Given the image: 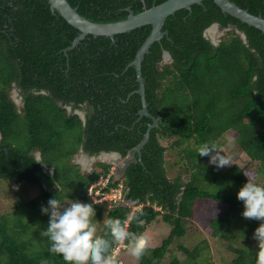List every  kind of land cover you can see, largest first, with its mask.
Returning a JSON list of instances; mask_svg holds the SVG:
<instances>
[{
    "label": "trees",
    "instance_id": "16d2710c",
    "mask_svg": "<svg viewBox=\"0 0 264 264\" xmlns=\"http://www.w3.org/2000/svg\"><path fill=\"white\" fill-rule=\"evenodd\" d=\"M165 1L67 0L94 23L119 22L128 8L139 14ZM230 1L264 18V0ZM213 24L233 28L217 45L204 36ZM162 31L166 35L150 46L141 63L147 110L158 124L137 152L152 119L139 116L138 83L129 64L151 26L113 39L87 35L69 49L80 32L53 12L48 0H0V182L39 191L0 215V264H71L50 252L48 244L34 246L37 220L24 213L36 201L47 206L56 196L87 199L94 223L119 218L137 235H145L156 220L169 224L168 236L157 247L147 246L137 264H161L175 238L186 235L188 223L227 245L234 255L228 264H256L253 233L261 221L241 215L243 203L236 193L248 179H262L264 185V33L222 13L213 0L176 11ZM164 51L172 63L161 66ZM14 91L20 108L11 98ZM232 142L239 148L235 155ZM205 143L215 149L210 155H244L249 164L232 162L222 170L198 153ZM80 150L89 157L114 152L127 160L122 166L96 162L84 173L73 163ZM100 180H106L102 195L119 191L123 202H111L109 208L93 202L88 190ZM41 215L46 228L49 216ZM107 232L103 223L98 235ZM106 238L113 256L121 242L110 234ZM122 244L128 249L127 240ZM205 246L203 241L192 249L176 248L191 264H202ZM168 264L183 263L172 257Z\"/></svg>",
    "mask_w": 264,
    "mask_h": 264
},
{
    "label": "clouds",
    "instance_id": "9594fccd",
    "mask_svg": "<svg viewBox=\"0 0 264 264\" xmlns=\"http://www.w3.org/2000/svg\"><path fill=\"white\" fill-rule=\"evenodd\" d=\"M211 150L215 149L205 143L199 147L198 153L209 156V163L217 167L230 164L228 159L217 151L210 155ZM93 157L83 155L80 159ZM36 158L40 159L39 153L36 154ZM73 163L80 166L74 158ZM50 173L52 174V169ZM236 197L243 203L241 212L243 217L261 221L254 230L253 238L258 246L256 264H264V185L248 179L239 188ZM41 211L49 216L47 227L42 230V235L48 238L49 251L61 254L65 260H70L71 264H83L85 260L88 264H118L109 253L111 243L106 238L108 234L116 242L127 240L129 253L137 259L143 255L147 247L148 238L143 234L129 232L119 218L104 219L103 223L108 232L103 236L94 235V222L90 217L94 207L87 199H75L65 204L58 196L52 197L47 201V206H41Z\"/></svg>",
    "mask_w": 264,
    "mask_h": 264
},
{
    "label": "water",
    "instance_id": "95a60500",
    "mask_svg": "<svg viewBox=\"0 0 264 264\" xmlns=\"http://www.w3.org/2000/svg\"><path fill=\"white\" fill-rule=\"evenodd\" d=\"M203 1L204 0H166L159 5H153L151 8L144 10L139 14H134L128 8L126 9L128 12L127 18L119 22L94 23L79 15L77 13V9L71 7L67 0H48L51 10L53 12L56 11L68 24H70L80 32L72 42V45L69 47V49L77 46L80 41H82L87 35L105 36L113 39L117 34L127 33L146 25L151 26V32L149 36L137 51L134 60L129 64L135 69L136 80L138 83V89L136 93L140 95L141 99V110L139 111V116H145L152 119V125L145 133L144 140L134 149L137 152H140L143 145L148 141L150 129L156 127L158 124V119L152 117L147 110L144 79L141 75V63L143 61L144 55L149 53V48L154 42L161 40L163 36L166 35V32L162 31V28L168 16L181 9L190 10L192 5H201ZM213 2L217 5L222 13L228 14L238 19L240 22L254 27L264 33V18H262L261 16L250 14L230 0H213ZM211 28L218 30L219 25L213 24L208 29H206L204 32L205 38L209 37L208 31ZM229 29L233 28L230 25L227 28H223V30ZM238 34L240 36V39L245 42V35L242 32H239ZM211 42L212 44L217 45L219 43V40L211 38ZM164 56L168 57L167 52L164 53ZM80 115L83 119V115ZM131 156V153H129L127 158H130ZM101 158L104 159V161L108 164H114L116 160L121 159V156L118 153L114 152H101L97 157L94 156L93 159L90 158V160H94L95 162H103L101 161Z\"/></svg>",
    "mask_w": 264,
    "mask_h": 264
},
{
    "label": "rangeland",
    "instance_id": "374dc122",
    "mask_svg": "<svg viewBox=\"0 0 264 264\" xmlns=\"http://www.w3.org/2000/svg\"><path fill=\"white\" fill-rule=\"evenodd\" d=\"M230 30V29H229ZM228 30H223V29H218L216 37L221 38L227 33ZM216 38V39H217ZM13 99L17 102V96L16 93H13ZM231 150L233 151V155H235L238 151L239 148L236 146L235 143H231L229 145ZM239 154H241L239 152ZM80 155L79 153L76 154L74 157V161L76 163L80 164L81 170L83 169L82 172L88 173L89 171L91 172L95 166H93L91 169L90 167L95 164L94 160H90L88 158L86 159H80L78 157ZM239 157H233L230 159L227 157L228 161L230 164L232 162L238 163L241 166L249 164L248 159L244 157V155H238ZM78 158V159H76ZM93 159V158H91ZM127 159H119L114 162V164H111V166H122ZM87 161V162H86ZM91 161V162H90ZM101 161L105 162L104 159L101 158ZM93 162V163H92ZM229 164V165H230ZM229 165H225L223 167H218L222 168V170L226 169ZM85 166V167H84ZM111 172L115 174V169L112 168ZM116 179H119L118 176H115ZM262 179H259L258 182L262 183ZM104 183V181H102ZM20 189L21 192L19 195L17 194V190ZM39 194V191L36 187L27 185L20 187L18 185L11 186L10 188L6 187V184L3 182H0V215H6L12 211L15 210L16 206V200H20L21 202H28L31 198H34V196H37ZM118 194L119 191H115L114 193H110L109 200H118ZM98 200H100V197H98ZM123 202V199L120 200ZM72 201H69L67 199L64 200V203H71ZM106 203L109 208L112 203H110L108 200L103 201ZM130 206V205H129ZM133 206V205H131ZM23 213V212H22ZM24 213L30 214V219H36L37 221L35 222L34 225V231L32 233L34 234V246L37 249H42L49 245L48 238L46 236L42 235V230H44L45 226H41L43 223V217L44 215H41V203L36 201L34 204H31L30 208H26L24 210ZM21 214V213H20ZM103 226V221L100 223H94V235H98L101 228ZM171 226L167 223H164L160 220H156L155 222L151 223L150 226L147 228L145 232V236L148 238V247H157L161 244L162 240L165 239L168 234L170 233ZM205 242L206 246L203 247L202 250V256L200 257V260H203L202 264H228L231 259L234 257L232 252H230L228 249H226V244L218 239H213L209 236L208 231H199L191 225V223H188L186 225V235L182 238H175L173 245L171 246V251L165 255L163 258L161 264H168L171 260L172 257L178 258L183 264H191L190 260L187 259V257L180 252L176 246L177 245H183L189 249H192L193 247L197 246L201 242ZM239 245V244H238ZM114 258L118 261V264H137V258L133 257L128 249H125L121 244L118 245L117 250L114 251L113 253ZM187 259V260H186ZM207 260V261H206ZM83 263L88 264L87 260H85Z\"/></svg>",
    "mask_w": 264,
    "mask_h": 264
},
{
    "label": "built area",
    "instance_id": "2783aa9c",
    "mask_svg": "<svg viewBox=\"0 0 264 264\" xmlns=\"http://www.w3.org/2000/svg\"><path fill=\"white\" fill-rule=\"evenodd\" d=\"M102 181H104V180H100L97 185H94L93 187H91L88 190V194H87L88 197H90L91 200H93V202H103L105 200H108L111 203V202H118V201H120L121 200V194L120 193L118 194V197H120V198H118V200H109L110 199V197H109V194L110 193L105 194V195H102L101 189L105 186L106 180L104 181V183H102ZM97 186H99V189L94 191L93 189L96 188ZM98 197H100V200H98ZM120 244L123 246L122 242Z\"/></svg>",
    "mask_w": 264,
    "mask_h": 264
},
{
    "label": "flooded vegetation",
    "instance_id": "af4514ba",
    "mask_svg": "<svg viewBox=\"0 0 264 264\" xmlns=\"http://www.w3.org/2000/svg\"><path fill=\"white\" fill-rule=\"evenodd\" d=\"M232 27V26H231ZM219 29H223V28H221V27H219ZM208 35H209V33H208ZM211 38L212 37H210V35H209V37L207 38L210 42H211ZM219 41H220V39L219 38H217ZM212 43V42H211ZM164 53H166L165 51L163 52V57H162V60H161V62H160V65L162 66V65H167V64H171L172 63V59H171V57L169 56V54L167 53V55H168V57H165L164 56ZM13 93H16V96H17V102L13 99ZM12 94H11V98L13 99V101H14V103H15V105L18 107V108H20L21 107V99H20V97L18 96V93H17V91H14ZM66 110H67V112L68 113H71V111H72V109H71V107H67L66 108ZM75 113H78L79 115L80 114H82L83 115V117H84V113H82V112H79V111H75ZM80 117H81V115H80ZM82 118V117H81ZM79 154L80 155H78V156H81V157H83V155H85L84 153H83V151H79ZM98 156V155H97ZM81 157H79V158H81ZM125 164V163H124ZM123 164V165H124ZM93 166H95V164H93L92 165V167Z\"/></svg>",
    "mask_w": 264,
    "mask_h": 264
},
{
    "label": "bare ground",
    "instance_id": "6f19581e",
    "mask_svg": "<svg viewBox=\"0 0 264 264\" xmlns=\"http://www.w3.org/2000/svg\"><path fill=\"white\" fill-rule=\"evenodd\" d=\"M208 32H209L210 37H212V38H214V39L217 38V37H216V34H217L218 32H217L216 29L211 28ZM86 162H87V161H86ZM90 162H91V161H90ZM84 167H85V166H84Z\"/></svg>",
    "mask_w": 264,
    "mask_h": 264
}]
</instances>
